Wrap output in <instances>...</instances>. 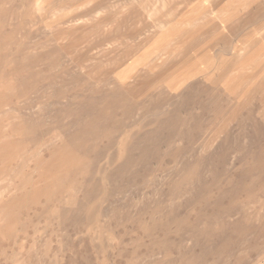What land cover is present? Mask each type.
<instances>
[{
    "label": "rangeland",
    "instance_id": "rangeland-1",
    "mask_svg": "<svg viewBox=\"0 0 264 264\" xmlns=\"http://www.w3.org/2000/svg\"><path fill=\"white\" fill-rule=\"evenodd\" d=\"M50 16L0 0V264H264L258 98L204 148L236 96L202 76L126 92L134 58L93 77Z\"/></svg>",
    "mask_w": 264,
    "mask_h": 264
},
{
    "label": "bare ground",
    "instance_id": "bare-ground-1",
    "mask_svg": "<svg viewBox=\"0 0 264 264\" xmlns=\"http://www.w3.org/2000/svg\"><path fill=\"white\" fill-rule=\"evenodd\" d=\"M35 1L51 14L45 27L52 40L93 77L109 75L116 59L132 57L120 73L126 92L166 88L175 93L202 76L214 89L236 96L229 116L218 119L204 148L256 97L264 121V0ZM157 38L172 47L162 56L157 50L138 55ZM205 54L207 61L200 62Z\"/></svg>",
    "mask_w": 264,
    "mask_h": 264
}]
</instances>
